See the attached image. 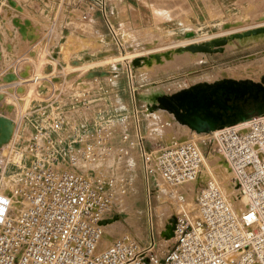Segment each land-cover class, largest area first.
Wrapping results in <instances>:
<instances>
[{
	"label": "built area",
	"instance_id": "1",
	"mask_svg": "<svg viewBox=\"0 0 264 264\" xmlns=\"http://www.w3.org/2000/svg\"><path fill=\"white\" fill-rule=\"evenodd\" d=\"M94 3L106 12L105 0ZM115 38L121 44L116 32ZM49 54L47 74L30 77L39 86L61 83L53 74L69 66ZM100 60L85 68L78 83L93 77L89 71L96 69L90 68ZM71 63L69 70L76 72L87 62ZM26 71L25 66L19 72ZM22 80L18 75L15 82ZM104 93L89 86L70 92L71 117L61 104L54 105L55 97L46 96L21 112L31 120V130L6 158V166L18 170L8 179L6 168L0 173V264H264V110L211 129L216 148L236 174L238 193L248 197L246 210L236 214L210 177L196 196L194 215L176 219L175 241L164 254L153 252L154 239L143 244L131 233L98 249L118 178L83 166L114 154L129 169L140 155L146 170L173 188L196 178L205 158L200 143L168 131L170 121L159 131L149 116L148 132L142 130L137 107L133 132L127 118L108 114Z\"/></svg>",
	"mask_w": 264,
	"mask_h": 264
},
{
	"label": "rangeland",
	"instance_id": "2",
	"mask_svg": "<svg viewBox=\"0 0 264 264\" xmlns=\"http://www.w3.org/2000/svg\"><path fill=\"white\" fill-rule=\"evenodd\" d=\"M10 1L13 2L14 0ZM165 1L166 0L158 1V5L165 3ZM186 2L189 5L188 0H186ZM177 4L178 2L173 3V6L176 7ZM190 4L192 7L194 6L192 1H190ZM211 4H213L210 5L212 7L217 5L216 8H210V12L212 11L211 18L206 17L204 19L205 21L202 23H195L187 18V23L189 24L185 25L184 31H173L172 25L168 22L162 25L158 23L159 21L156 19L152 21L149 20V17L140 22H126L123 24V36L125 35L126 47L121 50L119 46L117 47L114 45V50L111 49L108 53L105 52V55L94 54L88 55L86 58L82 56L80 60L87 63H82L81 66L75 68L80 69L76 72H71L69 70V68H71L70 65H72V59L70 58L72 51L68 46L69 41L63 43L65 55L64 58L59 61L64 65L66 63L67 65L69 64V68L62 67L60 70H56L54 74L52 73L53 75H60L62 77L61 83H58L59 81H44L41 87L38 85L40 81L27 82L30 80V78H27L34 74L39 73V75H46L48 72V65H51L50 63L53 57L50 56V54L47 56L46 52L42 50L38 56H34L33 58L30 57L28 59L29 62H25L27 68L26 72L12 73L9 75H7L8 72H0V94L3 93L4 95L0 101V114L8 118L3 122L2 129L0 130V173L6 168L4 179H8L7 175L18 170L16 166L11 164L6 166V158L9 154V149L12 145L16 144V141L20 142L26 138L31 130V126H28L27 118L21 116L22 111L25 112L26 109L30 108L35 100L39 102L45 96L55 97L54 99L57 102H55L54 105L56 103L61 104L64 111L71 117L75 110L73 109L71 111L69 109L72 104H70L67 95L77 88L83 89L88 86L91 88H100V86L104 84L103 81L109 83L110 86L113 85L112 83L120 78L117 76L119 73L117 69L119 67L124 71L123 75L125 78H123V80L127 87V101H125V99L119 101L118 98H114L113 96V105H115L117 109H114L112 106L113 110H111L110 116L114 118L125 117L130 122L134 123V110L137 107L139 110V118L144 117V119L149 120V116H155L152 117V120L153 122L155 121L154 124L156 123V127L159 131L163 129V125H166V122L168 123V121H170L171 125L168 131L174 132L180 139L195 140L200 143L204 149L206 158L216 153L226 158L224 153H221L216 148L213 132H211V130L197 132L187 124L179 122L172 112L167 110V113H163L162 109L165 108L160 106V101L158 99L161 95H171L181 89H192L194 86L203 83L214 84L216 82H224L227 79H252L264 84V0L239 1L236 7L237 13L235 14H230L228 4L214 3L213 1ZM218 5H220V7ZM191 6L189 5L188 11L193 15L195 13L197 14L195 9V13L193 12ZM17 8L19 11H23L24 9L21 6ZM160 8L157 9L153 7V10L159 12L164 9ZM168 14H163L162 12L159 18L170 19L175 15L172 13L170 15ZM20 15L23 16L24 19H27L19 27H21V30L26 35H31L33 29L28 18L33 21L36 19V16L31 10L23 11V14L19 12L15 13L13 21L17 23V25L18 17H21ZM89 24H92V21H90L88 25ZM93 29L94 30H91L85 27L83 30L88 35H98V33H100L98 28L96 29L94 27ZM63 32L64 34H68L67 29ZM59 34L58 32V36ZM72 36L74 37V35ZM188 44L191 45V48L186 47L189 46ZM96 46H99V48L103 47L102 43ZM104 50L105 49L102 51ZM99 60L101 64L90 68L96 69L94 72H92V70L89 71V73L92 72L93 77L84 79L82 83H78V78L86 71L85 68ZM31 65L33 66L32 71H30ZM15 74H17V76L19 75L20 78L23 77V80L17 83L15 80L8 82L5 76L7 75V77L10 78L15 77ZM51 76L50 74V79ZM109 88L110 92L111 90L114 91V89H111L114 88V86ZM57 89L61 90V94L56 92ZM147 95H149V97ZM102 101L105 105H109L107 101ZM257 110H264V108L259 109L257 107ZM82 112L85 113L86 109ZM255 113L258 112L253 110L246 116ZM10 114L13 115L14 118H12ZM158 116L160 123L156 121V117ZM6 121L8 124H6ZM163 121H165V124L162 123ZM13 123L15 124V135H12L11 139L6 143L11 133ZM159 126L160 129L158 128ZM132 164V167L127 169L124 167L122 159L120 161V159L113 154L103 161H97L83 166L85 170L88 168L89 171L92 169L97 171L104 170L118 178L117 184L114 187V204L108 215L105 224V234L102 240L108 245L114 238L124 233H131L143 244H148L154 239L157 244L153 252L162 255L171 248L175 241L174 236L166 237V235L160 231L165 215L158 214L156 208L163 199V196L168 197L165 200L169 201L172 206L170 218H168L169 221L172 217L177 219L186 216H184L185 213L176 209L174 200L172 201V197L168 195L169 192H167L166 195L161 190L165 184L164 181L162 180L159 182L157 174L146 170L140 155H137V159L134 160ZM202 169L203 166L201 172ZM230 172L231 174L229 173L227 181L230 186L235 189L234 194L242 197L243 195L238 193L237 177L231 165ZM197 178L199 179H196L194 185L188 189L180 185H178L179 188L175 186L178 188H176L177 192L189 198V213L191 212L192 215L195 213L196 196L210 177L201 176L200 178L199 174ZM165 187L167 188L166 185ZM163 193L165 195H163ZM123 198L128 202L127 205L129 204L131 207L128 205V208L127 205L124 206L120 202ZM115 217L116 220L107 223L109 218ZM113 223L115 224L112 231L109 229V225ZM107 245L105 244L103 248ZM99 248L98 244V249Z\"/></svg>",
	"mask_w": 264,
	"mask_h": 264
},
{
	"label": "crops",
	"instance_id": "3",
	"mask_svg": "<svg viewBox=\"0 0 264 264\" xmlns=\"http://www.w3.org/2000/svg\"><path fill=\"white\" fill-rule=\"evenodd\" d=\"M95 1V0H94ZM93 0H0V69L2 72L7 71H23L25 69V62H29V58L38 56L40 51L46 52L49 56V52L56 55L59 60L64 58L63 43L68 42V46L71 48L70 58L72 60H80L88 55H105V52L114 50L113 46H119L120 49L126 47L125 35L123 36V24L126 22L133 23L134 21L140 22L143 19L149 20L156 19L160 24L164 25L165 22L172 25L173 31H184L187 23V18L195 23L204 22L205 18H211L210 8H216L210 5L212 1L215 3L228 4L230 14L237 13V3L242 0H188L193 3L191 8L197 11L194 15L188 11L189 5L186 0H166L165 3L158 5L160 0H105V11L94 3ZM249 0H246V2ZM178 2L177 6H173V3ZM19 4V5H18ZM157 5V6H154ZM23 7V11L31 10L36 16L35 20H30L33 33L26 35L20 25H22L26 19L23 16L18 17V25L13 21L14 14H23V11H19L17 7ZM220 7V5H218ZM155 8H164L157 12L153 10ZM180 11V12H179ZM172 13V18L163 19L161 13ZM84 13H87V18H84ZM170 13V14H171ZM168 14V15H170ZM48 15V16H47ZM23 18V19H22ZM172 19V20H171ZM92 21V24L88 23ZM113 28H111V25ZM154 24V23H151ZM159 26L158 24H156ZM94 30L98 28L100 33L98 35H88L84 32V28ZM68 30V34H64V30ZM120 32H119V31ZM122 30V31H121ZM58 32L60 33L58 36ZM73 32V33H71ZM115 32L121 44H118L115 38ZM70 33V34H69ZM74 35V37L72 36ZM111 38V39H110ZM64 41V42H62ZM86 41V42H85ZM102 43V48L99 46ZM105 49L104 51H102ZM42 52V53H43ZM104 53V54H103ZM50 67V65H48ZM115 67V65H114ZM115 69V68H114ZM33 70L31 65L30 71ZM120 78L114 81L111 86H114V91L110 92V84L103 81L101 89L105 91L103 100L107 101L109 105L104 106L108 109V114L111 113L113 108L117 109L113 105V96L121 99L126 97V85L123 80L124 71L117 69ZM99 88V87H96ZM109 88V89H108ZM113 106V108H112ZM112 108V109H111ZM11 115V114H10ZM14 118L13 115H11ZM135 119V118H134ZM141 129L148 132L150 122L144 117L140 118ZM131 130H136L135 123L131 122ZM28 126H31V120L28 121Z\"/></svg>",
	"mask_w": 264,
	"mask_h": 264
},
{
	"label": "water",
	"instance_id": "4",
	"mask_svg": "<svg viewBox=\"0 0 264 264\" xmlns=\"http://www.w3.org/2000/svg\"><path fill=\"white\" fill-rule=\"evenodd\" d=\"M1 57V56H0ZM94 72V71H92ZM92 72L89 73V76H92ZM15 72H8L7 75ZM7 81H14L18 78L17 74L15 77H7ZM264 80V78H263ZM226 83H229L228 86ZM237 84V86L231 89V85ZM219 87H226L221 94H218L217 91ZM249 91V95H255L259 90L262 91V100L263 103L258 105L259 109L264 108V84L258 81L247 79V80H231L227 79L224 82H216L214 84L211 83H203L198 86H194L192 89H181L174 92L171 95H161L158 97L160 101V106L165 108L166 110L172 112L174 117L181 123L187 124L192 129L197 132L201 131H209L217 127L216 122H209L208 119L211 116L217 118L220 116L221 109H232V105L229 104L228 100L231 99V92H236L235 95H243L245 92ZM1 99L4 97L3 93L0 94ZM212 106L217 107L216 110H213ZM246 116H242L240 118H244ZM7 116L0 114V130L2 129L3 122L6 120ZM235 121L234 119L223 122L221 125L225 123H230ZM14 122V120H13ZM206 124V125H204ZM218 125V126H221ZM15 124L12 125V130L9 135V138L6 140V143L11 139V136L14 133ZM107 220V219H106ZM104 220L103 222H106ZM176 218L172 217L170 219V223L167 224L169 231H166L164 234L166 237L173 236V229L175 226Z\"/></svg>",
	"mask_w": 264,
	"mask_h": 264
},
{
	"label": "bare ground",
	"instance_id": "5",
	"mask_svg": "<svg viewBox=\"0 0 264 264\" xmlns=\"http://www.w3.org/2000/svg\"><path fill=\"white\" fill-rule=\"evenodd\" d=\"M161 11V10H160ZM170 14V13H169ZM183 41V40H182ZM187 41V40H186ZM188 42V41H187ZM181 43V42H179ZM183 43V42H182ZM189 46H186V47H189L191 48V45L188 44ZM168 46V45H167ZM172 46V45H171ZM185 47V48H186ZM187 51V50H186ZM39 70V69H37ZM41 72V71H40ZM39 74V73H37ZM45 74V73H44ZM23 75V74H22ZM30 77H28L27 79H29ZM26 79V80H27ZM24 82V81H23ZM27 82H31L30 80H28ZM33 87V86H32ZM33 90V89H32ZM149 94V93H148ZM150 95V94H149ZM149 95H147L149 97ZM18 105V104H17ZM21 106V105H19ZM162 112L163 113H167V110L165 109H162ZM152 117H155L154 115ZM159 116L156 117V121L159 122L158 120ZM8 119V118H7ZM150 122V121H149ZM160 123V122H159ZM6 124H8V122L6 121ZM159 125V124H158ZM4 127V126H3ZM7 127V126H6ZM5 128V127H4ZM160 129V126L158 127ZM7 129V128H6ZM5 129V130H6ZM188 130V129H187ZM161 131V130H160ZM195 133V132H194ZM197 134V133H196ZM204 134V133H203ZM202 135V134H201ZM196 136V135H195ZM198 136H199V133H198ZM200 137V136H199ZM111 156V155H110ZM109 156V157H110ZM113 158V157H112ZM111 158V160H112ZM115 158V157H114ZM110 159V158H109ZM121 161V160H120ZM117 162V161H116ZM123 162V160H122ZM120 164V163H119ZM123 165V164H122ZM118 167H121V166H118ZM118 169V168H117ZM229 173L231 174L230 172V164H229V161L227 158H225L224 156H222L221 154L219 153H216L210 157H207L205 156L204 158V163H203V169H202V172L200 173V178L201 176H204V177H212L214 178V180L216 181V183L222 188L224 194L226 195L227 199H228V202L229 204L231 205V207L233 208V210L235 211L236 214H240L242 213L244 210L247 209L248 207V197L243 195L242 197L238 196L237 194L235 195V189L233 187L230 186V184L228 183V178H229ZM199 176V175H198ZM197 176V177H198ZM194 178V179H191L183 184H181L180 186H183V188H186L188 189L189 187L193 186L196 179H199V178ZM157 179H159V182L162 181L160 175L157 176ZM160 184H163V183H160ZM163 186V185H162ZM161 188V186H160ZM177 187H173V188H165V184L164 186L161 188V190L167 195V192H169V196L172 197V201L174 200V203H175V207L178 211L180 212H183L185 213L187 216L191 217L192 216V213L190 212L189 213V198L185 197L184 194H181L179 192H177L176 190L179 188L176 189ZM161 191V192H162ZM123 192V191H122ZM125 192V191H124ZM120 193V192H119ZM118 193V194H119ZM163 193V195H165ZM117 194V195H118ZM162 194V193H161ZM122 195V194H121ZM120 195V196H121ZM119 196V197H120ZM123 196V195H122ZM168 197L167 196H163V199L161 200L160 204L157 205V213L158 214H162V215H165V218L164 220L162 221V226L160 227V231L162 233H165L166 231H169L168 227H167V224L170 223V221L168 220V218H170V211H171V205H170V202L165 200L167 199ZM171 199V198H169ZM119 201V200H118ZM120 202L125 206L127 205V201L126 199L123 198V200L121 199ZM119 202V203H120ZM173 203V202H172ZM131 204V203H130ZM129 205V204H128ZM127 205V207H128ZM130 206V205H129ZM123 207V206H122ZM131 207V206H130ZM174 207V206H173ZM129 208V207H128ZM118 209V208H117ZM175 211V210H174ZM175 214V213H174ZM116 220V217L115 218H109L108 222L107 223H111L112 221ZM125 220V219H124ZM133 220V219H132ZM107 221V220H106ZM120 221V220H119ZM129 221V219H128ZM127 221V222H128ZM120 223V222H119ZM118 223V224H119ZM115 223L109 225L110 226V230L113 231V226H114ZM121 224V223H120ZM132 224V223H131ZM134 225V223H133ZM125 228V227H124ZM122 230V229H121ZM126 230V229H125ZM116 231V230H115ZM124 231V230H123ZM111 232V231H110ZM115 234V233H114ZM112 236V235H111ZM107 245V243L104 241V240H101L99 242V249L103 248L104 245Z\"/></svg>",
	"mask_w": 264,
	"mask_h": 264
},
{
	"label": "flooded vegetation",
	"instance_id": "6",
	"mask_svg": "<svg viewBox=\"0 0 264 264\" xmlns=\"http://www.w3.org/2000/svg\"><path fill=\"white\" fill-rule=\"evenodd\" d=\"M228 86L229 83H226ZM231 89L233 87L237 86L236 83L234 85H231ZM226 87H219V90L217 91L218 94H221L222 91L226 90ZM236 92H231V99L228 100L229 104L232 105V109H221L220 116L217 118H214V116H211L208 121L216 122V125H221L223 122H228L232 119H237L242 116H246L248 113L255 111L260 103L263 102L262 100V91L259 90L258 93L255 95H249V91L245 92L243 95L236 96ZM213 110H216L217 107H213ZM206 125V124H204Z\"/></svg>",
	"mask_w": 264,
	"mask_h": 264
},
{
	"label": "trees",
	"instance_id": "7",
	"mask_svg": "<svg viewBox=\"0 0 264 264\" xmlns=\"http://www.w3.org/2000/svg\"><path fill=\"white\" fill-rule=\"evenodd\" d=\"M256 111H257V112H260V111H263V110H259V111H258V110L256 109ZM237 119H238V118H237ZM237 119H234V120H237Z\"/></svg>",
	"mask_w": 264,
	"mask_h": 264
}]
</instances>
